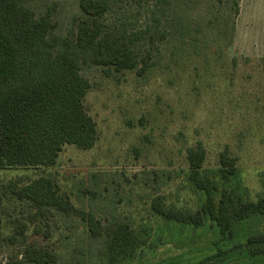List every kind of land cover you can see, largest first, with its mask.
<instances>
[{"label": "rangeland", "instance_id": "374dc122", "mask_svg": "<svg viewBox=\"0 0 264 264\" xmlns=\"http://www.w3.org/2000/svg\"><path fill=\"white\" fill-rule=\"evenodd\" d=\"M109 26L141 36L134 52L152 63L136 72L81 73L90 84L84 107L94 120L98 139L82 151L65 146L56 164L46 168L0 170V236L11 234V220L22 207L9 186L19 188L50 175L81 214L101 225L126 223L139 245L122 264H196L215 253L220 236L207 222L194 228L163 220L151 210L156 196L170 209L196 211L204 194L187 181L186 150L201 143L204 172L218 190H242L254 202L264 196V0H108ZM78 0H39L29 7L39 16L53 10L57 34L64 35L78 13ZM227 147L237 174L224 182L218 154ZM24 216V215H23ZM22 217V216H19ZM52 236L27 233L57 254L58 264H104V238L91 237L78 214L53 212ZM264 231V220L236 225L228 246ZM0 241V263L19 253ZM264 264L246 251L221 264Z\"/></svg>", "mask_w": 264, "mask_h": 264}, {"label": "trees", "instance_id": "16d2710c", "mask_svg": "<svg viewBox=\"0 0 264 264\" xmlns=\"http://www.w3.org/2000/svg\"><path fill=\"white\" fill-rule=\"evenodd\" d=\"M39 0H0V170L6 168H50L65 146L87 151L94 147L98 132L84 107L90 84L83 70L102 68L106 73L136 72L145 75L152 63L134 52L141 36L126 28L109 26L105 16L108 0H78V13L64 35L57 34L53 10L39 16L29 7ZM128 1V0H115ZM145 3L156 0H138ZM224 0H218L223 3ZM233 11L238 13L237 1ZM206 152L201 143L186 150L187 181L204 194L199 208L170 209L162 196H156L151 210L165 221L198 228L210 222L217 228L219 240L215 253L196 264H221L243 249L252 260H264V231L237 240L226 250L236 225L264 220V196L251 202L242 198V190H218L204 172ZM216 174L224 182L237 174L236 158L225 147L218 154ZM22 213L11 220L12 231L1 237L7 245L19 249L0 264H58V256L47 247L28 242L27 233L44 240L52 236L48 223L53 212L65 216L78 214L91 237L104 238L101 258L104 264H122L139 245L136 233L126 223L101 225L91 214H81L61 193L50 175L19 188L9 186ZM24 215V216H23ZM242 264V263H241Z\"/></svg>", "mask_w": 264, "mask_h": 264}]
</instances>
